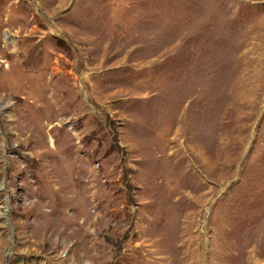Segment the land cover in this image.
Returning a JSON list of instances; mask_svg holds the SVG:
<instances>
[{
    "label": "rangeland",
    "instance_id": "rangeland-1",
    "mask_svg": "<svg viewBox=\"0 0 264 264\" xmlns=\"http://www.w3.org/2000/svg\"><path fill=\"white\" fill-rule=\"evenodd\" d=\"M0 264H264V0H0Z\"/></svg>",
    "mask_w": 264,
    "mask_h": 264
}]
</instances>
